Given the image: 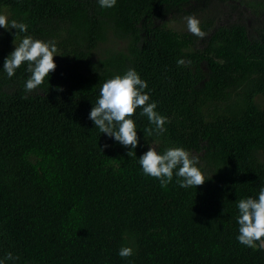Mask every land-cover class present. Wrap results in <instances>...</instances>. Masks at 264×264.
<instances>
[{"label": "trees", "instance_id": "obj_1", "mask_svg": "<svg viewBox=\"0 0 264 264\" xmlns=\"http://www.w3.org/2000/svg\"><path fill=\"white\" fill-rule=\"evenodd\" d=\"M230 1L0 0V264H264V0Z\"/></svg>", "mask_w": 264, "mask_h": 264}, {"label": "rangeland", "instance_id": "obj_2", "mask_svg": "<svg viewBox=\"0 0 264 264\" xmlns=\"http://www.w3.org/2000/svg\"><path fill=\"white\" fill-rule=\"evenodd\" d=\"M237 2V3H236ZM231 3H236V4H241V2H240V0H232V1H230V4ZM230 6V5H229ZM229 9V8H228ZM228 12H230V11H228ZM224 19H225V17H224ZM190 23V22H189ZM188 22H183V23H176V22H173V23H171V28H175V29H177V30H180V31H183V30H189V27H188ZM151 154L152 155H155L156 154V147L154 146V147H152V150H151Z\"/></svg>", "mask_w": 264, "mask_h": 264}]
</instances>
